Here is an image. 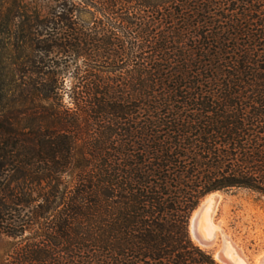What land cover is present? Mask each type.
Masks as SVG:
<instances>
[{
    "label": "trees",
    "instance_id": "obj_1",
    "mask_svg": "<svg viewBox=\"0 0 264 264\" xmlns=\"http://www.w3.org/2000/svg\"><path fill=\"white\" fill-rule=\"evenodd\" d=\"M264 198V0H0L1 264H220L190 220Z\"/></svg>",
    "mask_w": 264,
    "mask_h": 264
},
{
    "label": "rangeland",
    "instance_id": "obj_2",
    "mask_svg": "<svg viewBox=\"0 0 264 264\" xmlns=\"http://www.w3.org/2000/svg\"><path fill=\"white\" fill-rule=\"evenodd\" d=\"M46 14L54 0H28ZM217 204L215 222L242 249L250 264L264 256V198L236 191L223 192ZM11 248V242L0 238V264ZM212 255L213 252L209 251Z\"/></svg>",
    "mask_w": 264,
    "mask_h": 264
},
{
    "label": "bare ground",
    "instance_id": "obj_3",
    "mask_svg": "<svg viewBox=\"0 0 264 264\" xmlns=\"http://www.w3.org/2000/svg\"><path fill=\"white\" fill-rule=\"evenodd\" d=\"M221 199L222 194H212L194 212L190 220L191 239L201 249L212 251L220 264H250L242 249L226 234L221 224L215 222L217 204ZM256 264H264V256Z\"/></svg>",
    "mask_w": 264,
    "mask_h": 264
},
{
    "label": "water",
    "instance_id": "obj_4",
    "mask_svg": "<svg viewBox=\"0 0 264 264\" xmlns=\"http://www.w3.org/2000/svg\"><path fill=\"white\" fill-rule=\"evenodd\" d=\"M218 193H223V192H218ZM213 194H215V193H213ZM210 195H212V194H210ZM210 195H208V196H210ZM207 196V197H208ZM207 197H205L202 201H201V203H200V205L205 201V199L207 198ZM200 205H199V207H200ZM199 207L195 210V211H197L198 209H199ZM194 214V213H193ZM193 216V215H192ZM191 226V225H190ZM189 230H190V228H189Z\"/></svg>",
    "mask_w": 264,
    "mask_h": 264
}]
</instances>
